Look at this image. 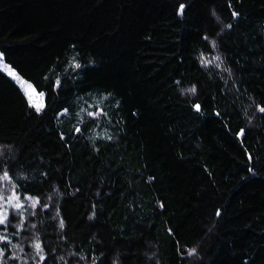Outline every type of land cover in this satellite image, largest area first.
Returning a JSON list of instances; mask_svg holds the SVG:
<instances>
[{"label":"trees","instance_id":"obj_1","mask_svg":"<svg viewBox=\"0 0 264 264\" xmlns=\"http://www.w3.org/2000/svg\"><path fill=\"white\" fill-rule=\"evenodd\" d=\"M0 53V264H264V0H0Z\"/></svg>","mask_w":264,"mask_h":264},{"label":"rangeland","instance_id":"obj_2","mask_svg":"<svg viewBox=\"0 0 264 264\" xmlns=\"http://www.w3.org/2000/svg\"><path fill=\"white\" fill-rule=\"evenodd\" d=\"M3 64H6L8 67L4 68L3 65H0V69L2 71H4L9 77H11L16 84L22 89V91L24 92L25 96L28 98V101L30 104L39 106V105H43V108L45 106V96H40L38 91H33V86L27 82L26 80H24L23 78H21L17 72L15 70H13L4 60L3 58ZM14 72L18 77H20V80H17L16 78H14V76L10 75L9 72ZM31 86V87H30ZM35 89V88H34ZM34 107V106H33ZM36 109V107H34ZM43 108L41 109V111L43 110Z\"/></svg>","mask_w":264,"mask_h":264},{"label":"snow or ice","instance_id":"obj_3","mask_svg":"<svg viewBox=\"0 0 264 264\" xmlns=\"http://www.w3.org/2000/svg\"><path fill=\"white\" fill-rule=\"evenodd\" d=\"M183 8H184V5H180L181 11H183ZM0 65H3L4 68H7L8 67L6 64H3V54L2 53H0ZM75 67L78 68L80 66L77 64V65H75ZM9 74L12 75V76H14V78H16L17 80H20V77H18L14 72H11L10 71ZM57 85H59V81H57ZM33 91H35L34 88H33ZM192 91H195V89H193ZM39 95L40 96H43L44 94L43 93H39ZM30 106L36 107V110L38 112L41 111V109L43 108V105L36 106V105L30 104ZM195 107H196L197 110H199V108H200L199 105H196ZM261 111H264V108H262ZM89 115H93V114L92 113H89ZM95 115H100V113H96ZM77 131H79V129H77ZM7 179H9L8 173L5 172L4 173V176L3 177H0V180H7ZM13 198L16 199V200H19L20 199V197L18 195H15V193L13 195ZM3 199H5V197L3 196V194H0V200H3ZM29 199H30V197H29ZM35 203L36 202H34L33 206H35ZM16 207L17 208H20V207H22V205L19 204V203H17L16 204ZM217 214L219 215V213H217ZM6 219H7L6 216L5 217H0V224H4L6 222ZM61 227H63V224H61ZM36 248L37 249H40V245L37 244L36 245ZM194 252H195V250H192V252L190 254H194Z\"/></svg>","mask_w":264,"mask_h":264}]
</instances>
